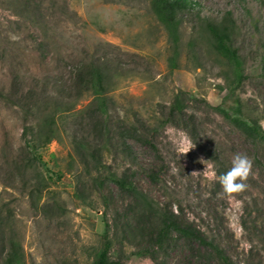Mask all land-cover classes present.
<instances>
[{
    "label": "rangeland",
    "instance_id": "obj_1",
    "mask_svg": "<svg viewBox=\"0 0 264 264\" xmlns=\"http://www.w3.org/2000/svg\"><path fill=\"white\" fill-rule=\"evenodd\" d=\"M189 1L197 6L180 15V70L171 77V47L152 13V0H40L48 31L38 35L0 0V92L24 94L37 88L40 93L53 78L69 82L73 70L87 61L108 59L120 66L131 79H122L112 94L111 145L103 159L107 167L129 174L149 202L214 241L232 264H264V146L216 111L235 106L224 102V67L202 46L203 67L195 69V52L189 47L199 17L218 22L227 12L233 14L238 27L234 45L245 76L238 95L245 112L259 117L264 127V0ZM47 90L53 93L54 87ZM179 90L195 100L186 103L182 115L171 117ZM76 94L68 92L72 99ZM77 104L43 157L52 181L35 209L16 183L13 167L21 154L22 114L0 99V204H11L25 264H90L107 223L112 258L120 264H222L217 254L178 234L158 248L150 238L156 220L115 185H98L100 175L73 148L84 138L92 148L106 143L101 118L91 97ZM123 140L132 159L123 152ZM185 143L192 149L181 153ZM237 153L252 161L248 187L227 195L219 177ZM52 156L65 171L61 180L54 175L58 168ZM154 167L152 181L148 171ZM128 224L135 230H128Z\"/></svg>",
    "mask_w": 264,
    "mask_h": 264
},
{
    "label": "trees",
    "instance_id": "obj_2",
    "mask_svg": "<svg viewBox=\"0 0 264 264\" xmlns=\"http://www.w3.org/2000/svg\"><path fill=\"white\" fill-rule=\"evenodd\" d=\"M5 2L15 17L28 23L32 33L38 35L48 31L42 24L46 15L43 14V3H40V0H5ZM196 6L189 0H152L151 2L153 15L168 35L171 55L167 60V69L168 75L171 77L174 71L180 70L178 64L182 39L180 37L182 27L180 15L184 11L193 10ZM199 21L195 36L189 42V47L195 52V69L202 70V58L205 55L204 51L199 50L204 46L207 52L213 54L224 67L220 76L224 80L227 91L224 102L235 103V106H231V104L228 107L218 106L216 111L230 121L246 138L255 144L264 146V127L261 119L251 112L248 114L245 112L246 107L238 95L245 76L243 61L234 45L238 27L233 14L227 12L218 22L200 17ZM122 71L120 66L114 65L108 59H105L104 62L92 60L74 69L69 82L61 77L53 78V82L49 80L44 82V88L39 89L40 93H37V88H30L24 94L21 92L12 94L0 92V99L14 107L17 112L22 114L23 119L21 154L13 163L14 170L18 173V181L15 182L22 186L32 206L37 209L43 194L52 181V176L48 175L49 162H45L43 159L48 151V146L60 138V123L75 112L77 103L84 98L91 97L101 118L106 143L95 145L92 148L89 146V142L86 143L89 140L84 138L79 143H74L73 151L83 163L93 165L95 172L100 175L96 179L98 185H103L105 182L115 185L121 193L135 198L136 205L142 207L150 218L156 220L157 226L150 238L158 248L163 249L164 243H167L174 234H178L188 241H197L199 245L217 254L222 264H232L214 241L208 240L194 229L183 225L166 209L158 208L149 202L147 196L139 190L129 174L120 175L117 171H112L103 160L105 151L108 150L107 144L111 145V130L108 120L113 101L112 94L117 91L123 80L130 81L131 79L129 75H122ZM51 85L54 87L53 93H49L47 90ZM40 86L42 87L41 84H39ZM71 91L77 93L74 99L68 95V92ZM191 99L194 98H191L189 94L181 90L177 91L170 106L171 117L177 114L182 115L186 103ZM122 147L126 157L132 159L133 153L127 141H122ZM50 159L58 168V172L54 175L58 180H61L65 171L61 169L56 157L52 156ZM71 159L73 160V157ZM154 170L155 167L151 168L150 172L148 171V176L152 181L156 179ZM68 172L71 170L69 169ZM13 221L11 204H0V264H25L24 249L18 235L13 230ZM107 227L108 223L101 236V247L95 251L90 264H120L112 258L113 243H111ZM127 229L135 230L129 224Z\"/></svg>",
    "mask_w": 264,
    "mask_h": 264
},
{
    "label": "clouds",
    "instance_id": "obj_3",
    "mask_svg": "<svg viewBox=\"0 0 264 264\" xmlns=\"http://www.w3.org/2000/svg\"><path fill=\"white\" fill-rule=\"evenodd\" d=\"M192 145L185 143L180 146L181 153H188ZM252 168L251 159L243 153H237L231 161V168L219 177V183L227 195L238 194L248 187L246 181Z\"/></svg>",
    "mask_w": 264,
    "mask_h": 264
}]
</instances>
